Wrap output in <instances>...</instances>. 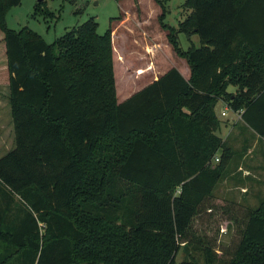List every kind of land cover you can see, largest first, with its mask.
<instances>
[{
	"label": "trees",
	"instance_id": "obj_1",
	"mask_svg": "<svg viewBox=\"0 0 264 264\" xmlns=\"http://www.w3.org/2000/svg\"><path fill=\"white\" fill-rule=\"evenodd\" d=\"M22 1L0 0L16 141L0 159V264H176L192 245L206 264H264V202L241 212L232 250L192 234L233 161L218 103L264 140V0H186L178 29L171 0H155L191 79L172 69L121 104L112 27L100 35L92 18L48 44L6 27ZM45 3L37 10L55 16ZM180 33L200 46L183 50Z\"/></svg>",
	"mask_w": 264,
	"mask_h": 264
},
{
	"label": "rangeland",
	"instance_id": "obj_2",
	"mask_svg": "<svg viewBox=\"0 0 264 264\" xmlns=\"http://www.w3.org/2000/svg\"><path fill=\"white\" fill-rule=\"evenodd\" d=\"M185 2L170 1L166 24L179 28L180 22L187 17L183 9ZM37 5L38 0H23L20 6L9 8L4 18L6 27L16 32L24 28L31 29L48 44L55 43L92 18L99 24L100 35H105L112 27L114 73L120 101L125 91L132 90L131 80L145 81L183 62L186 66V60L173 51L168 42V33L160 25L162 10L155 0H46L42 9L54 13L52 17H46L38 11ZM179 42L185 51L192 42L200 46L197 36L192 37L191 42L184 33L179 34ZM5 88V84H0V96L4 98L7 94ZM236 90L235 87L229 89L232 93ZM2 99L0 97V126L6 131L0 133V155L13 147L9 116ZM224 113L226 116H223ZM10 114L12 119L11 106ZM215 117L220 126L217 135L231 148L233 161L214 192L212 209L193 222L192 234L202 245H206L208 240L218 249L232 250L242 228L243 221L238 220L241 212L245 209L256 211L264 202V185L253 187L254 190L260 188L261 192L242 191L244 187L251 186L248 185L249 181L243 179L244 167L251 161L258 164L260 158H264V141L249 129L239 114L233 113L223 102L218 103ZM240 167L244 170H240ZM260 178L264 180V171ZM176 264H206L204 252L195 245L188 246L186 252L181 251L178 255Z\"/></svg>",
	"mask_w": 264,
	"mask_h": 264
},
{
	"label": "crops",
	"instance_id": "obj_3",
	"mask_svg": "<svg viewBox=\"0 0 264 264\" xmlns=\"http://www.w3.org/2000/svg\"><path fill=\"white\" fill-rule=\"evenodd\" d=\"M184 63V62H183ZM179 64L178 67H175L173 69H177L181 75L184 77V79L186 81H189L191 79V69L188 65V63L186 62V66L185 64ZM172 70V69H171ZM170 71V70H169ZM169 71L167 72H164V73H161L160 75H157L153 78H146L145 81L144 80H131L133 81V88L131 91H125L122 95H123V99L122 101H120L119 99V95L117 93V98H118V102L121 104V103H124L125 101L129 100L130 98H132L133 96H135L136 94L142 92L144 89H146L147 87H149L150 85H152L154 82L158 81L160 78H162L163 76H165ZM152 77V76H151ZM6 85V84H5ZM231 87H234V86H231ZM236 88V87H235ZM230 89V87H229ZM237 89V88H236ZM5 90L7 91V94L4 97L0 96L3 101V103L5 104L6 108V112H8V116H9V121H10V132L12 134V138H13V147L7 151L5 154L3 155H0V159L3 158L4 156H6L8 153H10L11 151H13L15 148H16V141H15V131H14V124H13V119H11L10 117V89H9V86L6 85V88ZM237 91V90H236ZM232 93V92H231ZM236 93V92H234ZM1 125V124H0ZM250 129V128H249ZM6 130L4 127L0 126V133H4ZM264 141V140H263ZM3 156V157H1ZM245 171H244V181H249L250 183H248V185H251L250 187L248 185L249 188L247 187H244L242 189V191L244 193H247V192H252V191H257V192H261L260 188H257V189H253L254 186H258V187H261L264 185V180H261L260 178V175L261 173L264 171V158H260L258 164H255L254 161H251L249 162L248 165H245ZM240 170H244L243 167H240ZM252 187V188H251Z\"/></svg>",
	"mask_w": 264,
	"mask_h": 264
},
{
	"label": "built area",
	"instance_id": "obj_4",
	"mask_svg": "<svg viewBox=\"0 0 264 264\" xmlns=\"http://www.w3.org/2000/svg\"><path fill=\"white\" fill-rule=\"evenodd\" d=\"M223 116H226V113H224ZM219 161H220L219 158H217V159L215 160V163H219Z\"/></svg>",
	"mask_w": 264,
	"mask_h": 264
},
{
	"label": "water",
	"instance_id": "obj_5",
	"mask_svg": "<svg viewBox=\"0 0 264 264\" xmlns=\"http://www.w3.org/2000/svg\"><path fill=\"white\" fill-rule=\"evenodd\" d=\"M44 0H38V3H42Z\"/></svg>",
	"mask_w": 264,
	"mask_h": 264
}]
</instances>
